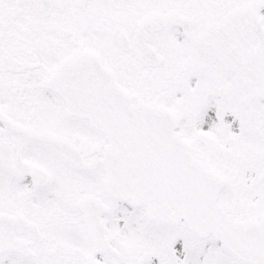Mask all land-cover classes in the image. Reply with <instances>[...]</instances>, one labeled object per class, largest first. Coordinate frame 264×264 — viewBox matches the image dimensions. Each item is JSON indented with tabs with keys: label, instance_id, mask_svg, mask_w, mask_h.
Instances as JSON below:
<instances>
[{
	"label": "snow or ice",
	"instance_id": "obj_1",
	"mask_svg": "<svg viewBox=\"0 0 264 264\" xmlns=\"http://www.w3.org/2000/svg\"><path fill=\"white\" fill-rule=\"evenodd\" d=\"M0 264H264V0H0Z\"/></svg>",
	"mask_w": 264,
	"mask_h": 264
}]
</instances>
